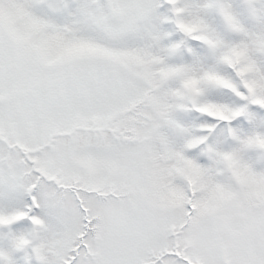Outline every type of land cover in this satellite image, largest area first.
I'll use <instances>...</instances> for the list:
<instances>
[{"label": "snow or ice", "instance_id": "6c2138e0", "mask_svg": "<svg viewBox=\"0 0 264 264\" xmlns=\"http://www.w3.org/2000/svg\"><path fill=\"white\" fill-rule=\"evenodd\" d=\"M0 264H264V0H0Z\"/></svg>", "mask_w": 264, "mask_h": 264}]
</instances>
